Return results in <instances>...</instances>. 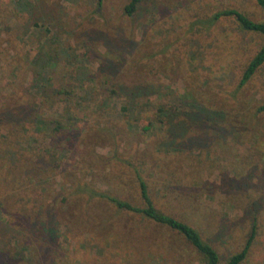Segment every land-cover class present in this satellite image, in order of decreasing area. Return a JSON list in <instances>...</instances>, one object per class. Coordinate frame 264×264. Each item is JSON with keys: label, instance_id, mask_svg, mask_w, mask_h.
Segmentation results:
<instances>
[{"label": "rangeland", "instance_id": "374dc122", "mask_svg": "<svg viewBox=\"0 0 264 264\" xmlns=\"http://www.w3.org/2000/svg\"><path fill=\"white\" fill-rule=\"evenodd\" d=\"M0 0V264H204L106 192L264 264V21L254 0ZM120 86L128 87L127 93ZM144 86L146 95H132ZM158 107L167 116L157 112Z\"/></svg>", "mask_w": 264, "mask_h": 264}, {"label": "trees", "instance_id": "16d2710c", "mask_svg": "<svg viewBox=\"0 0 264 264\" xmlns=\"http://www.w3.org/2000/svg\"><path fill=\"white\" fill-rule=\"evenodd\" d=\"M101 1V0H99ZM142 0H129L125 5L124 11L128 15H132L138 8L139 3ZM255 3L264 10V0H254ZM221 18L233 19L239 28L246 32H252L259 34L264 37V21L254 20L246 13L236 9V8H222L215 11L207 20L208 24H214ZM264 64V44L258 49L255 55L248 62L241 80L240 85L245 84L252 75ZM144 86H137L131 88L132 95L136 94L137 91L140 92ZM123 91H122V90ZM128 87L120 86L122 92H117L113 90V93H127ZM148 92H140L139 95H146ZM259 112L264 111V103L258 107ZM157 112L163 116H167V111L162 107H158ZM139 192L142 199V206L135 205L130 201L120 199L119 197L112 196L106 192H98L97 195L101 198L108 200L115 208L119 211L130 212L133 214H139L143 218L153 222L154 224L165 226L168 229L174 231L179 236L183 237L184 240L189 243L201 256L204 264H241L248 255L255 231L252 230L248 236L242 249L232 255H230L225 262H221L219 253L217 250L206 240H204L195 227L182 221L168 213L163 212L158 207H156L150 192L148 190L147 183L139 178Z\"/></svg>", "mask_w": 264, "mask_h": 264}]
</instances>
